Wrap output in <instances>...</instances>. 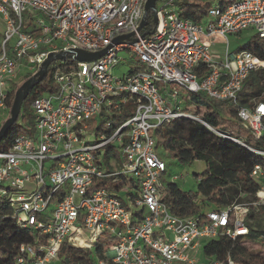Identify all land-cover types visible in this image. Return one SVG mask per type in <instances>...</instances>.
Returning <instances> with one entry per match:
<instances>
[{"label": "built area", "instance_id": "1", "mask_svg": "<svg viewBox=\"0 0 264 264\" xmlns=\"http://www.w3.org/2000/svg\"><path fill=\"white\" fill-rule=\"evenodd\" d=\"M179 1L156 0V22L147 32V22L141 27L147 0H0V128L10 115L11 88L15 94L50 53L105 50L88 62H51L69 65L53 73L54 93L31 101L32 133L0 149V196L31 235L8 264H66L64 245L91 252L77 264H236L204 256V246L264 231L258 222H264V100L237 110L253 138L263 140V147H251L210 128L207 108L190 99L204 93L235 102L249 73L264 68L251 52L231 51L227 39L250 31L264 40V0L213 2L198 22L181 16ZM120 66L127 71L114 75ZM21 69L29 77L16 81ZM127 107L125 120L112 118ZM177 119L256 155L249 173L256 192L240 193L218 210L173 214L163 194L176 177L153 133Z\"/></svg>", "mask_w": 264, "mask_h": 264}, {"label": "trees", "instance_id": "2", "mask_svg": "<svg viewBox=\"0 0 264 264\" xmlns=\"http://www.w3.org/2000/svg\"><path fill=\"white\" fill-rule=\"evenodd\" d=\"M232 1L180 0L177 6L183 18L198 22L204 18L213 2L223 6ZM146 22L149 32L153 25L150 12L147 14ZM238 50L249 51L259 60L264 61V40L256 36H251ZM68 65L69 63L66 65L53 63L49 66L46 78L31 90L23 103L18 120L7 131L0 143V149L9 148L16 135L32 133L31 101L43 94L54 93L53 73L58 69H65ZM13 98L14 89L11 88L7 100L8 106L11 105ZM190 99L193 104L204 105L207 108L204 120L214 131L241 140L251 147H263V140L254 139L242 125L237 117V110L249 105L251 99L264 100V68L249 73L235 102L229 99L216 100L204 93L193 94ZM129 112L130 107H127L120 114L112 115V118L125 120L130 116ZM262 123L264 125V118ZM153 135L157 147L163 150V155L174 159L178 164L187 165L195 161L205 164L204 171L194 174L197 185L193 191L182 190L175 182H167L163 200L173 214L191 217L208 210H218L234 203L240 193L256 192L257 186L249 177V173L258 161V157L234 141L219 136L204 125L189 119H177L159 126ZM259 212L264 214V206L259 208ZM30 238L29 231L16 224L11 216L8 202L0 196V264H8L14 260L19 245L29 242ZM96 246L99 253L103 241H98ZM60 253L65 255L66 264H77L91 255V252L65 245L61 247ZM203 254L217 260H226L229 257L236 264H264V231L252 230L246 238L239 236L232 240L228 237H220L211 240L204 246Z\"/></svg>", "mask_w": 264, "mask_h": 264}, {"label": "water", "instance_id": "3", "mask_svg": "<svg viewBox=\"0 0 264 264\" xmlns=\"http://www.w3.org/2000/svg\"><path fill=\"white\" fill-rule=\"evenodd\" d=\"M155 2L156 0H147L145 4V19L149 12L152 13V21L153 23L156 22L155 16ZM141 22V27L145 26L146 20ZM128 36L120 37L114 40L115 44L121 43L124 39H127ZM105 53V50L100 51L98 53H87L81 50H69L66 52H61L58 54L50 53L48 58L42 63L40 70L33 75L26 79L20 87L16 90L14 94V98L10 108V115L9 118L5 121V123L0 128V143L3 138L6 136L7 131L16 123L18 117L20 115L23 103L29 96L31 90L42 82L48 73V67L51 62L53 61H61L65 58H74L79 62H88L100 58Z\"/></svg>", "mask_w": 264, "mask_h": 264}, {"label": "rangeland", "instance_id": "4", "mask_svg": "<svg viewBox=\"0 0 264 264\" xmlns=\"http://www.w3.org/2000/svg\"><path fill=\"white\" fill-rule=\"evenodd\" d=\"M5 27L3 21L0 19V40L2 39V33L4 32ZM252 36L250 31L243 32L239 36H228L227 39L230 44V50L236 51L238 48H241L244 43L248 41ZM214 50L217 52L222 51V47L217 44L214 47ZM23 70V69H21ZM127 71L126 66H120L113 70L114 75H120ZM21 76L25 75V77H29L24 73V70L20 73ZM21 76H16L15 80L20 81L23 80ZM26 79V78H25ZM236 143V142H235ZM238 144V143H237ZM164 160L166 161L170 173L175 175V183L182 190H195L197 181L194 177V174H200L205 169V164L201 161H195L193 163L187 165H180L174 159L169 158L167 155H164ZM260 224L264 225L263 219L258 221ZM260 224H255L254 226L257 229H261ZM96 258V257H95Z\"/></svg>", "mask_w": 264, "mask_h": 264}]
</instances>
